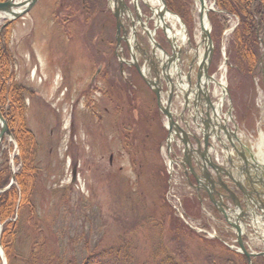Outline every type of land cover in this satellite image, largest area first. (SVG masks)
Returning <instances> with one entry per match:
<instances>
[{"label":"rangeland","instance_id":"374dc122","mask_svg":"<svg viewBox=\"0 0 264 264\" xmlns=\"http://www.w3.org/2000/svg\"><path fill=\"white\" fill-rule=\"evenodd\" d=\"M69 1L38 0L27 13L10 21L14 83L32 90L31 95L25 94L23 116L36 141L32 201L41 226L45 232L54 233L49 237L54 242L52 248L65 253L74 250L76 259L83 257L85 249H96L102 253L103 264H168L155 251L175 244L171 239L175 231L160 234V227L150 223L149 215H162L167 203L177 209L187 226H196L201 221L199 202L189 196L192 192L181 178L169 174L165 119L151 91L125 66L118 69L117 57L112 55L115 48L111 47L114 23L106 8L104 21L95 22L79 12L68 16L72 9L67 6ZM196 1L192 0L190 23L178 16L184 22L186 40L176 36V44L184 50L199 42ZM211 1L205 2L210 6ZM142 4L139 8L145 15L148 8ZM235 21L229 17L230 28L224 34L221 52ZM6 24L0 17V28ZM166 24L171 28V22L166 20ZM176 29H181L179 21ZM155 36L160 40L159 30ZM123 55L126 59L125 48ZM105 56L111 59L109 72L105 70ZM211 72L218 83L211 85L212 90L217 89L214 103L218 105L222 99L224 113L227 108L231 110L233 120L247 129L245 136L250 135L255 151L264 156V72L251 80V86L237 87V97L229 87L240 82L239 75L228 63L223 64L222 53ZM236 108L247 112L243 122L236 116ZM16 147L14 139L0 142V154H7L10 170L5 190L15 183L21 166ZM182 200H186L183 205ZM192 206L198 213L195 216L187 213L192 212ZM21 242L20 253L26 255L29 240ZM0 248L3 251L1 244Z\"/></svg>","mask_w":264,"mask_h":264},{"label":"trees","instance_id":"16d2710c","mask_svg":"<svg viewBox=\"0 0 264 264\" xmlns=\"http://www.w3.org/2000/svg\"><path fill=\"white\" fill-rule=\"evenodd\" d=\"M213 1L217 12L209 13V22L212 28L210 33L214 43L211 70L217 67V62L221 58V42L226 38L224 32L229 28V17L238 19L236 27L225 42L228 67L240 78L237 85L229 87L230 90L232 89L233 97H237V87L251 86L253 78L264 72V0ZM165 2L168 8L180 15L186 23L192 21L189 13L192 0H165ZM105 5V0H72L67 3V6L72 8L68 16L79 12L82 15L85 14L83 18L102 23L106 16ZM112 22L114 23L113 19ZM10 26L11 22H8L0 28V110L12 133L14 142H16L21 166L15 175V183L0 192V244L7 264H15V262L21 264H103L102 253L97 252L96 249H85L83 257L76 259L74 250L65 253L57 248H52L50 246L52 240L49 237H52L54 233L45 232L41 226L42 220L37 215L36 207L32 201L35 193L33 186L35 181L32 174L34 172L33 160L36 141L34 134L26 126L23 116L26 110L25 94L31 95L32 90L14 83V57L9 47ZM93 27L92 29H94ZM111 44V47H114V41ZM112 55L114 56L113 53ZM104 60L106 61L105 70L109 72L108 69L111 65L109 60L111 59L109 56H105ZM128 70L132 77L137 76L135 71ZM105 74L107 73L105 72ZM131 83L136 84V82ZM131 92L133 93L134 89H131ZM128 97V100L132 101L129 94ZM235 111L240 121L246 119L247 112H239L237 108ZM154 114L158 116L159 111L156 109ZM0 159V189H3L9 181L10 170L5 152L0 154ZM15 160L18 162L19 158L15 157ZM33 175L34 178L37 176L36 171ZM185 201L182 200L181 205ZM165 205L166 211L162 215H149L150 223L160 227V234L166 233L168 230L175 231L174 234H171V239L176 243L171 244L170 248L165 245L160 246L155 251L156 255L163 257V261L168 264H248L247 258L241 252L229 248L218 238H210L204 233L195 231L182 221L176 208L167 203ZM191 209L192 212L187 211V213L194 216L198 214L195 207L192 206ZM198 212L202 227L210 229L207 218L200 210ZM24 227H27L25 231ZM219 235L228 240L224 232H219ZM24 240H29L26 255L20 253L19 246ZM187 242L193 246H188ZM52 243L54 242L52 241ZM181 245L183 246L181 247ZM173 253L174 256L181 259V262L176 261ZM251 262L252 264H264V257H255Z\"/></svg>","mask_w":264,"mask_h":264},{"label":"flooded vegetation","instance_id":"af4514ba","mask_svg":"<svg viewBox=\"0 0 264 264\" xmlns=\"http://www.w3.org/2000/svg\"><path fill=\"white\" fill-rule=\"evenodd\" d=\"M124 22H126L125 27L129 28L130 23L127 17L124 19ZM138 37L140 38L139 35ZM190 48L191 46L187 50L175 48V57L171 63L172 67L168 72H161L162 67L167 63V60L161 62L160 67H158V64L151 65L150 72L152 76L159 78L163 87L168 89V92H174L179 81L186 82L185 87H188L186 93L189 98L185 97L181 108L178 109L182 121L184 122V126L182 125L184 133H180V140H182L180 149H177V153H179L177 155L178 160H176L177 167L183 182H190L188 188L192 192L191 195L200 201L202 208L206 210L207 213L212 211L210 213L217 216H215L213 222L218 223V219L221 217L218 212L215 211V206L211 199L214 198V200L217 201L218 196L216 194H227L224 193L223 189L225 188L226 190L229 189L236 192L232 182L230 181V179H236L237 176L234 164L237 163L236 166L239 165L237 168H239L240 171L245 172L244 175L241 176L249 178L251 182L257 179L258 182H261L262 184H264V167L257 162L254 157H251L252 155L248 149L249 147H247L244 141H241V144L233 142L236 145L233 147V151L229 147V150L232 152H229V154L228 152H224V148L227 144H223L219 138H217L219 137L218 134L223 131L225 133L228 131V135L230 137H234V135L230 132L231 128H234L235 124L233 125L230 122L225 123L223 121V118H226V116H224L225 113L230 111L228 108L224 113L223 108L221 107L219 116H216V114L215 116L213 115L215 110L217 111V106H214L215 103L213 95H215V93L213 92L211 85L200 90L197 89V87H199L196 84L198 72L200 73L201 70L200 65L196 62L194 52L192 50L190 51ZM211 71V64H209L206 71L207 75H210L212 73ZM194 87H196L195 90ZM171 98L173 100V96ZM206 114H210L209 118L204 117ZM216 117H219L220 120L218 121ZM204 124L208 125L206 131L203 130ZM214 128H216V134L213 138L212 135H214ZM242 129L245 136L247 129L244 126ZM207 130H209V135L206 139L203 137L204 134H208ZM218 156H221L222 160L217 159ZM195 176L198 180L195 179ZM246 183L247 181L242 179V189H244L247 194H251V189ZM223 201H227L228 203L231 202L225 199H223ZM258 201L263 204L264 197L259 198ZM249 208L250 210H246L248 215L251 214L252 207ZM223 229L228 232L226 225Z\"/></svg>","mask_w":264,"mask_h":264},{"label":"water","instance_id":"95a60500","mask_svg":"<svg viewBox=\"0 0 264 264\" xmlns=\"http://www.w3.org/2000/svg\"><path fill=\"white\" fill-rule=\"evenodd\" d=\"M37 1L38 0H19V1L4 0V1H0V16H2L7 21H12L15 18L21 16L22 14H25L26 12H28L29 9L32 8L36 4ZM116 1L118 4L116 5L117 7L115 8V12H114L113 17H115V19H116V26H115L116 27V37L115 38H116V47H118L121 39L125 40L127 44H129V39L126 37V30L123 27V24L121 23V19H120V12L122 11L123 7H126V6H124L123 0H116ZM205 1L206 0H197L196 1L198 3V6H199L198 11H197V12H199V22H198L199 28H200L199 33H200V37H201V44H203V52L201 53L202 55H201V61H200L201 64H199V65H200V70L203 73V75L206 78H210L207 75L206 71H207L208 65L210 64L211 58H212L213 43H211L212 39H211V36L209 33L211 28L209 25L210 22H208L209 21L208 11H215V9L212 6L213 3L210 6H208L207 2H205ZM157 2H158L157 4H159V7L153 8L148 3L147 0H143L144 5L148 6L150 8V10H152L153 15L157 16L158 19L160 20V25H161V28L164 32H165L166 28L168 27L167 25H165V22L163 20V12L164 11H167L168 13L175 15L178 18V21H179V24L181 25V28L185 29L184 24H183L184 22L178 17V15L174 14L170 9H168L164 0H157ZM203 17L205 18V20L207 22L206 27L202 23ZM131 23H133L132 20H131ZM120 31H122V33H123L122 37H120ZM168 40H169L170 46L172 47V51H171L172 54L167 55L168 56L167 63L165 64V66H163L165 68H168L169 67L168 65H170L172 63V61L174 60L175 48H178V46L175 43V36L169 38ZM156 46H159V45H156ZM130 54H131L130 58H132L133 61L129 62V64H133L137 68L138 72L142 75V72L139 68L140 65L136 62V58H135L134 54H132V53H130ZM195 55H197V54H195ZM157 62H159L158 59H157ZM144 68L147 71L149 69L147 67H144ZM143 78H144L145 82L150 86L149 88H151L152 91L154 92L155 97H156L155 99H156L157 107L166 118V122H167V129L166 130L168 131L166 139H167V146L170 149L171 140L173 139V136L175 135V136L180 138V133L181 134L184 133V130L178 125V122L176 119V118H178V116L176 114H174L170 108L172 106V98L171 97L174 95V92L173 91L168 92L166 101L162 102L161 98H160L161 97V95H160L161 88L159 86V83L156 81H152L150 79H147L145 77H143ZM199 80H200V73L198 72L197 86L199 85ZM178 88H179V90H182V93H184L183 97L185 98L187 96L186 91L184 89H181V87H178ZM197 88H199L198 90H200V85ZM173 117H174V119H173ZM205 117L208 118L209 115L206 114ZM203 126H204L203 130L206 131V129L208 128V125L204 124ZM207 131H208V134H204L203 138L207 139V137L209 135V130H207ZM4 136L12 139V134H11L9 128L7 127V123L4 119V117H2V114L0 112V142ZM185 144H186V142H185ZM168 157H169L170 161H173L172 158L170 157V155ZM239 171H240V169H239ZM240 173H241V171H240ZM240 173L236 172V175L238 177L236 176V179H234V180H231L229 178L230 181L235 186L238 187L237 188L239 191L238 193L231 191L229 189L226 190V188H225L223 190H224V193H227V194H222V193L216 194L215 193L218 196V200L216 201L213 198V199H211V201L214 204V206L216 207L217 211L221 212L223 214V216L226 218L228 225H230L234 229L235 234H236V241L235 242H237V244L239 246V251L247 257L248 264H251V257L257 256V255L264 256V251H261V252L249 251L248 248L246 247V243L243 241L242 237H246L247 239L251 240L255 236L261 242L264 243V240H262L260 238V236L256 235V233H254L253 235L245 233V230H247L248 227L250 229V232L253 231V229H252L253 225H255L254 227H256L255 220H253V219L255 218V216L258 213V211H256L255 208L260 209V205L257 203V199H253L251 194H247L245 192V190L242 189L243 188L242 177H241ZM195 179L198 180V178L196 176H195ZM246 180L248 183H251L249 178L246 177ZM251 192L253 194H255V196H257L259 194H263V193H259L257 191H252V190H251ZM223 199L231 201L232 207L227 209V211H231V212L235 213L236 210H239V213L235 214V216H236L235 221L240 222L242 227L239 226L236 222L234 223V222H231L228 220L227 214L223 211L224 207L227 208ZM249 207H252V209H251V214L248 215L247 211L250 210ZM254 209H255V211H254ZM262 209H264V207H262ZM247 223H248V225H247ZM257 229H258V227H257ZM0 255L2 257V263L1 264H5L6 260L3 257L4 255H3V251L1 250V248H0Z\"/></svg>","mask_w":264,"mask_h":264},{"label":"bare ground","instance_id":"6f19581e","mask_svg":"<svg viewBox=\"0 0 264 264\" xmlns=\"http://www.w3.org/2000/svg\"><path fill=\"white\" fill-rule=\"evenodd\" d=\"M151 1L153 2V0H151ZM163 20H165V21L167 20L168 22H171V28H170L171 30L167 29L166 35L171 36V37L178 36V38H180L182 41L186 40V34H185V30L183 28H181L179 30H177V29L175 30V23L178 21V18L175 15L170 14L167 11H164L163 12ZM202 23L205 27L207 26V22H206L204 17L202 19ZM172 28H173V30H172ZM174 30H175V32H174ZM198 30H199V28L197 26L196 31L198 32ZM215 90L217 92V89H215Z\"/></svg>","mask_w":264,"mask_h":264}]
</instances>
